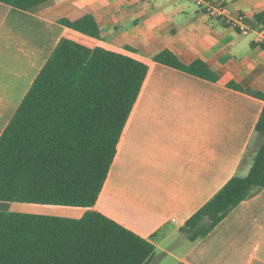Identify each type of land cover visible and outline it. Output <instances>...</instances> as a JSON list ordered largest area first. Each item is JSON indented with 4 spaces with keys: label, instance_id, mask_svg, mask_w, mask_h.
<instances>
[{
    "label": "crops",
    "instance_id": "obj_1",
    "mask_svg": "<svg viewBox=\"0 0 264 264\" xmlns=\"http://www.w3.org/2000/svg\"><path fill=\"white\" fill-rule=\"evenodd\" d=\"M215 1L242 15L252 32L244 35L188 0H52L29 11L0 2V137L65 37L131 48L150 63L96 205L66 215L96 211L150 240L148 264H264V190L205 237L192 241L183 231L233 177L248 175L263 143L256 126L264 100L248 91L264 95V47L256 42L264 28L253 27L264 0ZM86 15L99 37L59 23ZM163 50L186 65L204 61L219 81L153 61Z\"/></svg>",
    "mask_w": 264,
    "mask_h": 264
},
{
    "label": "trees",
    "instance_id": "obj_2",
    "mask_svg": "<svg viewBox=\"0 0 264 264\" xmlns=\"http://www.w3.org/2000/svg\"><path fill=\"white\" fill-rule=\"evenodd\" d=\"M49 1L0 0L23 11ZM59 23L92 38L100 35L91 15ZM253 27L264 28V11L255 15ZM133 53L66 37L58 43L0 137V202L96 205L150 71V63ZM153 61L219 81L200 59L186 65L163 50ZM256 131L263 143L248 175L233 177L188 220L183 231L192 241L264 190V109ZM154 251L150 240L96 211L80 219L0 211V264H148Z\"/></svg>",
    "mask_w": 264,
    "mask_h": 264
},
{
    "label": "built area",
    "instance_id": "obj_3",
    "mask_svg": "<svg viewBox=\"0 0 264 264\" xmlns=\"http://www.w3.org/2000/svg\"><path fill=\"white\" fill-rule=\"evenodd\" d=\"M197 8L202 10L206 15L213 19L224 20L228 25L236 28L240 33L248 35L252 32L242 15H233L229 7L221 1L215 0H188ZM256 42L264 45V32L259 31Z\"/></svg>",
    "mask_w": 264,
    "mask_h": 264
},
{
    "label": "rangeland",
    "instance_id": "obj_4",
    "mask_svg": "<svg viewBox=\"0 0 264 264\" xmlns=\"http://www.w3.org/2000/svg\"><path fill=\"white\" fill-rule=\"evenodd\" d=\"M263 141V137H262ZM253 151V149H252ZM251 158V153L248 159ZM0 209L5 212L13 213H26V214H36V215H46L55 217H66L70 214L73 207H63V206H47V205H37L28 203H1Z\"/></svg>",
    "mask_w": 264,
    "mask_h": 264
}]
</instances>
